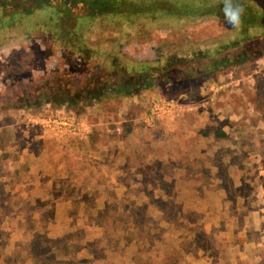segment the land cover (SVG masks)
<instances>
[{
  "label": "crops",
  "instance_id": "crops-1",
  "mask_svg": "<svg viewBox=\"0 0 264 264\" xmlns=\"http://www.w3.org/2000/svg\"><path fill=\"white\" fill-rule=\"evenodd\" d=\"M231 76L200 84L196 103L154 128L141 122L150 90L86 106V140L49 137L24 110L13 114L0 128V236L27 245L42 229L77 241L67 253L89 264H264L263 215L230 196L262 154L264 119L248 115L246 83ZM118 123L123 134L109 133ZM18 254L38 264L33 248Z\"/></svg>",
  "mask_w": 264,
  "mask_h": 264
},
{
  "label": "rangeland",
  "instance_id": "rangeland-1",
  "mask_svg": "<svg viewBox=\"0 0 264 264\" xmlns=\"http://www.w3.org/2000/svg\"><path fill=\"white\" fill-rule=\"evenodd\" d=\"M90 1L91 4L108 2V0H0V46L6 45L4 48L0 47V65L4 64V67H7L5 70L14 75L17 72L16 67L22 66L23 73L26 72L30 79L19 83H16V80L8 79L6 83H11V88H9L4 82L5 78L0 76V103H3V107L7 108L9 101L17 98L15 93H19V98H22L21 94L34 95L37 88L42 90L56 76L52 72L57 71L58 68L60 69L58 76L66 74L67 79L70 80V84L66 82L67 87L72 88L73 91H77L79 87L83 86L88 78L94 77L98 73V67L102 68L104 81L107 85L116 89L123 77L129 78L137 75L126 69L133 65L131 58L150 57L142 54L146 48H152L151 57L157 60L159 57L166 59V56L197 55L200 50L206 52L218 44L222 49L228 46V49L222 50H226L228 53L224 51L225 54L220 55V58L226 56L236 59V54L243 53L245 47L256 46L257 43L264 46V0H116L113 8L118 10L121 5L125 6V11L132 13L131 19L128 16L113 17L111 14L105 18L102 16L95 21L84 17L83 11L78 14V8L85 5L88 7L87 14L94 13L93 7L87 5ZM231 2L237 6L238 11L231 12L232 10L228 6V3ZM136 8H144L145 14L143 13L144 17L135 22L134 20H137V15L134 14ZM94 9L97 10L95 7ZM250 9L257 13L254 16V21L258 24V28L251 32L253 40L243 42L238 48H235L236 42L245 38L242 36L241 39L239 32L246 28L245 23L249 18ZM60 12L67 15L65 30L58 34H52L54 36L52 38V35L50 36V33L46 31H53L56 28L54 22ZM202 15L208 16L205 18V22L204 19L199 18ZM45 16L50 17L49 23L41 21ZM251 16L253 17V15ZM73 17H77V24ZM199 19L201 21H198ZM29 41H33V43H29ZM148 42L152 44H148ZM120 45H122L123 53L120 51ZM139 46L142 50L138 49ZM218 47L215 49L218 50ZM216 50L209 52L208 58L204 59L205 63L212 60ZM112 60H116L115 66ZM256 71H264V57L254 63L239 64L237 61L236 64L220 74L226 76L232 74L230 81L234 85L235 82L240 83V86L246 83L244 87L248 89L247 98L252 104L247 113L252 118H262L261 115H263L264 119V92L260 90L264 85L261 83V79L260 85L253 78L242 79L247 75H254ZM49 75H52L51 78H48ZM201 85H182L167 91L156 86L150 89L147 99H177L182 105V114L185 111V104H193L199 100L198 97L195 98V91ZM216 90L217 97L224 91L222 88H216ZM235 96V101L242 103L238 94ZM120 97L122 96L113 98ZM113 98L103 101H110ZM97 102L91 104L94 105ZM215 103L224 106L218 100H215ZM84 107V104L80 103L66 105L65 109H57L52 105L43 104L39 108L25 109L24 111L27 112L25 122L30 128H34L32 127L35 125L34 119H38L39 116L40 118L54 116L62 110L71 111L77 116H81ZM19 113L23 112L13 110V108H7L0 112V128L1 125L15 119L13 114ZM220 116H224V119L227 120L224 114ZM262 126L264 127V124ZM262 133H264V128ZM259 146L262 151L261 156L247 162L250 174L248 172L244 180H247L248 184H243V187L232 190L230 196L233 199L242 196L247 204L243 210L246 209L248 212L252 208L253 211H261L264 218V141ZM255 200L258 201L257 205L254 204ZM3 229L11 230L12 227L5 224ZM40 233L37 240H28L31 243L27 245H24L26 242H18L15 238L7 240L5 234L4 237L0 236V264L25 263L26 257L21 254H18L21 256L15 255L16 247L23 246L33 248L34 259H37L38 264H65L68 262V264H89L88 257L84 254L67 253L73 251L71 248L76 246L75 242L77 241L69 240L66 237L58 238V240L49 238L48 232L42 229H40ZM7 244L15 246L14 252H4ZM18 251L20 250L18 249Z\"/></svg>",
  "mask_w": 264,
  "mask_h": 264
},
{
  "label": "trees",
  "instance_id": "trees-1",
  "mask_svg": "<svg viewBox=\"0 0 264 264\" xmlns=\"http://www.w3.org/2000/svg\"><path fill=\"white\" fill-rule=\"evenodd\" d=\"M114 2H116V0H108V2L106 1L104 4H101L100 2L91 4L90 1L87 5L93 7L94 13L87 14L86 10L88 9V7H86L85 5L82 8L81 6L78 8V14L82 13L81 11H83V16L91 19L90 21L98 20L102 16H104L105 18L107 17V15L111 14L113 15V17L123 18V16H128L131 19L132 13L130 14L126 12L125 6L122 5L118 8V10H115V8H113ZM228 6L230 10H232L231 12L238 11L237 6H235L233 2L228 3ZM94 7L97 8V10H95ZM135 12L134 14L137 15V20H134L135 22L138 21V19L144 17L142 16L145 14L144 8H136ZM65 14L66 13L64 12H60V14L56 18V21L54 22L56 28H54L53 31H46L50 33V36L52 34L54 35V33L58 34L62 30H65L64 25L67 22V15ZM256 14L257 13L251 11V9L249 10V18L245 23L246 28L244 31L239 32V36H241V39L242 36H244L245 38H243L244 40L242 41H237L236 45L234 46L235 48H238L240 44H243V42H249L250 40H253L251 39V32L253 31V29L258 28V24L254 21V16H256ZM251 15H253V17ZM73 19L75 24H77V17H73ZM41 21L49 23L50 17L45 16ZM55 30H58V32H55ZM53 35L52 38L54 37ZM223 49H228V46L223 47ZM223 49H215L216 54L208 63H205L204 59L208 58V54L212 50L202 52V55H198L194 60L181 59L180 57L174 56L165 65L160 67H149L144 63L135 65L133 64L131 71L135 72V74L137 75L131 76L129 78L123 77L120 85L116 89H112L113 86L107 85L106 81H104L102 77H98V79L93 77L85 81L84 85L79 87L77 91H73L71 87V89L67 87V83L70 84V80H68L66 76L60 77L57 75L53 77L48 85H45L42 90L37 88L34 95H31L30 93H25L23 95L20 93L22 98H19V93H15V96H17L18 99L13 98L12 101H9L7 108H13V110L20 111L31 108H39L43 104H49L57 109H65L66 105H78L80 103H83L86 107L91 106V103L93 102L103 101L104 99H110L119 96L137 95L144 90H150L156 86L167 91L170 88H179L182 85H199L225 71L233 64H236L237 61L239 62V64L245 62L254 63L264 57V46L261 43H257L256 46H252L249 48L245 47L243 49V53L236 54V59L226 56L220 58V55L225 54L224 51L226 50L222 51ZM226 53H228V51H226ZM186 67L188 68L182 69ZM7 86L11 88V83L7 84ZM3 108H5L3 107V103H0V112L7 109Z\"/></svg>",
  "mask_w": 264,
  "mask_h": 264
},
{
  "label": "built area",
  "instance_id": "built-area-1",
  "mask_svg": "<svg viewBox=\"0 0 264 264\" xmlns=\"http://www.w3.org/2000/svg\"><path fill=\"white\" fill-rule=\"evenodd\" d=\"M182 111V105L177 99H154L141 122L147 128H154L160 120L176 117ZM34 123L40 125L47 136L63 140L70 138L86 140L92 134V127L86 119L66 110L59 111L54 116L34 119ZM123 127L124 123L108 125V131L121 135Z\"/></svg>",
  "mask_w": 264,
  "mask_h": 264
},
{
  "label": "flooded vegetation",
  "instance_id": "flooded-vegetation-1",
  "mask_svg": "<svg viewBox=\"0 0 264 264\" xmlns=\"http://www.w3.org/2000/svg\"><path fill=\"white\" fill-rule=\"evenodd\" d=\"M211 16V15H210ZM199 18L201 19H204V22L206 21L205 20V18H208V16H199ZM198 20V21H201V20ZM24 43V42H23ZM29 43H33V41H29ZM148 44H152L151 42H148ZM1 45V44H0ZM121 47H120V51L122 52V45H120ZM219 45L217 44L216 46H214L213 48H211V50L212 51H214L215 50V47H218ZM1 48H4V47H6V45L5 44H3L2 46H0ZM144 47V46H143ZM153 47H155V46H153ZM218 48H220V46L218 47ZM217 48V49H218ZM139 50L141 49V47L139 46V48H138ZM142 50V49H141ZM144 50V49H143ZM210 50V49H209ZM202 52H204V50H200L199 51V53L196 55H194V54H192V55H190V56H187V55H174V56H177V57H180L181 59H190V60H194L198 55H200V54H202ZM123 53V52H122ZM140 53V52H139ZM141 53H142V51H141ZM152 53H153V50H152V48H146V51L145 52H143L142 54L144 55V56H150L149 58H144V59H140L139 57H136V58H131L130 60L131 61H133L132 63L135 65V64H141V63H144V64H146V66H149V67H160V66H163V65H165L171 58H173L174 56H172V57H167L166 56V59H164V57H159L157 60L156 59H153L151 56H152ZM141 55V54H140ZM113 61V64H114V66H115V61L116 60H112ZM54 66V65H53ZM133 66V65H132ZM132 66L130 65V66H128L127 67V71L128 72H130L131 71V68H132ZM17 68V72L15 73L16 75H14V74H12V73H10V72H8V71H6L5 69H7V67L5 68L4 67V64L3 65H0V76L2 77H4L5 78V80H4V82L6 83L7 82V80L8 79H13L14 81L16 80L17 82L16 83H19V82H23V81H25V80H30L29 79V76H28V74H26V72H24L23 73V68H22V66H17L16 67ZM97 70H98V73H96L95 75H94V78H96V79H98V77H102V79H104V77H103V73H102V68L100 67H98L97 68ZM56 71V70H55ZM52 72V74L53 75H59V72H60V69L58 68V70L56 71V72ZM51 76L52 75H49L48 76V78H51ZM63 76H67L66 74H63ZM61 77V76H60ZM91 78H93V77H91ZM90 78V79H91ZM3 79V78H2ZM89 79V78H88ZM87 81V80H86ZM0 101H1V97H0Z\"/></svg>",
  "mask_w": 264,
  "mask_h": 264
}]
</instances>
